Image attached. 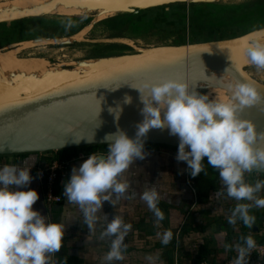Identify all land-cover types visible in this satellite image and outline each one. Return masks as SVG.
Listing matches in <instances>:
<instances>
[{
    "label": "clouds",
    "instance_id": "1",
    "mask_svg": "<svg viewBox=\"0 0 264 264\" xmlns=\"http://www.w3.org/2000/svg\"><path fill=\"white\" fill-rule=\"evenodd\" d=\"M239 54L246 63L264 72V27L241 38ZM188 85L177 79H167L136 88L143 105L140 109L143 120L136 126L135 138L119 128L106 134L103 137L106 153L90 154L79 166L72 168L64 183L63 195L68 204L82 214V223L89 232L95 231L101 219L105 221L99 238H110L104 256L108 264L124 259L125 238L132 225L126 223L120 214L108 220L106 214L99 213L105 201L115 208L121 199L137 198L135 191H129L130 182L125 173L135 159L145 158L142 138L152 128H166L170 135L178 137L175 159L186 162L192 177L201 172L207 175L202 162L207 158L208 165L218 172L221 181V188L213 195L215 199L236 201L229 209L228 224L240 222L251 229L256 223L251 210L264 208V195H261L264 180L249 183L245 179V173L264 168V143H261L264 132H257L251 120L238 115L254 105L264 111V96L254 83L245 79L231 80L228 83L231 94L224 98L215 96L210 99L206 93L189 92ZM131 102L132 98L126 95L124 103ZM117 109L120 114L119 105ZM115 113L118 119L119 114ZM94 139L87 142L93 143ZM30 171L31 166L27 163L22 167L14 164L0 166V264H53L52 256L63 246L66 225L33 209L39 195L35 189L27 187L33 179ZM162 198L154 184H145L139 193V200L157 222L164 219L158 206ZM157 236L162 244L167 245L173 233L169 229L157 233ZM224 248L236 253L231 264H248L250 254L259 253L251 231L242 234L236 243L224 244Z\"/></svg>",
    "mask_w": 264,
    "mask_h": 264
},
{
    "label": "water",
    "instance_id": "2",
    "mask_svg": "<svg viewBox=\"0 0 264 264\" xmlns=\"http://www.w3.org/2000/svg\"><path fill=\"white\" fill-rule=\"evenodd\" d=\"M216 1L219 0H48L46 4L21 9L0 8V23L49 13L63 14L50 11L51 7L82 9L81 13L64 15L98 12L109 16L128 15L131 18L141 11L159 6L210 4ZM253 30L224 39L150 47L113 59L96 58L83 63L88 68L86 70L75 71L59 65L44 70L38 76L22 71L0 75V155L105 146L103 137L117 128L135 138L136 126L143 120L136 116L141 114L140 100L136 97L139 90L136 88L143 87L145 83L177 79L189 84V92L195 90L200 93L196 85L203 83L213 93L207 85L206 76L209 71H215L221 74L225 82L232 78L254 83L264 96V84L246 72L245 67L250 64L239 54L241 38ZM74 38V35L60 39L47 38L45 42L69 44ZM236 63L241 64L238 66ZM126 95L132 98L130 104L124 103ZM118 105L122 109L120 114L118 109L115 110ZM110 108L114 111H109ZM115 111L119 114L118 119ZM81 118L89 120L82 128L83 136L96 131L95 137L101 135L102 138L88 143L77 133L59 129L60 124ZM249 120L255 126L261 121ZM43 138L44 141H37ZM142 139L144 145L171 148H178L179 143L178 137L170 135L166 128H152ZM74 140L80 142L75 143ZM34 141L37 143L29 144ZM252 172L264 174V168ZM55 208H59V205H54Z\"/></svg>",
    "mask_w": 264,
    "mask_h": 264
},
{
    "label": "crops",
    "instance_id": "3",
    "mask_svg": "<svg viewBox=\"0 0 264 264\" xmlns=\"http://www.w3.org/2000/svg\"><path fill=\"white\" fill-rule=\"evenodd\" d=\"M196 6L199 5L173 4L150 8L133 16L131 21L147 25L149 28L169 29L175 32H181L184 27H187L184 40L187 43L194 42L191 36L193 34L195 36L197 30L196 26L191 24L190 17L220 13V10L216 11L212 6L208 7L209 5ZM225 10L227 9L223 11L228 12ZM251 11L252 8L240 12L244 22L236 26L247 31L250 24H247L246 20L250 19ZM228 26V24L203 26L197 41L217 39L207 36L206 33L209 35L213 32L218 33L227 29ZM144 152L146 153L145 158L135 159L125 173L130 182L129 191H135L137 198L121 199L115 208L110 202L105 201L99 213L106 214L108 220L120 214L126 223L132 225V230L125 238L127 248L124 252V259L112 261L111 264H172V253L175 246L178 250L180 264H196L198 259H204L210 264H226L233 260L236 253L226 251L224 244L236 243L242 233L248 234L250 231L256 242L262 239L264 208L251 210V214L256 216V223L251 229L240 222L236 225L228 224L229 209L235 205L236 201L228 198L215 199L213 195L221 188V181L218 172L208 165L206 157L202 162L205 164L207 175L201 172L196 177H192L187 171L186 162H178L175 159L177 151L160 148V151L144 149ZM96 153L103 152L98 150ZM87 157L71 162L67 180L72 168L79 166ZM40 160L41 158L35 154L20 158L0 155V166L14 164L22 167L25 163L30 165V175L33 179L27 187L35 189L39 195L33 209L39 210L42 215L50 216L53 221L66 225L63 246L58 253L52 256L53 264H108L104 256L108 251L110 238H99L105 221L101 219L95 231L89 232L86 225L82 223V214L75 206L68 204L67 198L63 195L64 186L59 191L62 201L56 204L59 208L54 209V205L46 204L34 172ZM187 178L190 179L191 185L187 183ZM245 179L249 183L264 180L252 172L245 173ZM145 184L149 186L154 184L163 197L158 206L164 213V219L159 222L146 205L139 200V193ZM261 195H264V191ZM186 214L187 217L184 219ZM169 229L173 233L171 241H174V245H171V241L167 245L162 244L157 236V233L162 234ZM178 229L179 232H177ZM148 257L152 259L149 260ZM248 264H264V260L249 257Z\"/></svg>",
    "mask_w": 264,
    "mask_h": 264
},
{
    "label": "rangeland",
    "instance_id": "4",
    "mask_svg": "<svg viewBox=\"0 0 264 264\" xmlns=\"http://www.w3.org/2000/svg\"><path fill=\"white\" fill-rule=\"evenodd\" d=\"M26 1L31 0H0V8L14 9ZM11 3H16V5L9 6ZM261 4H264V0H219L210 4L193 3L189 5H209L208 7L212 6L216 11L220 10V13L227 9L225 11H228L226 13L230 15L256 5L261 6ZM259 15H263L262 21L251 24L248 30L264 26V9ZM131 18L128 15L112 14L109 16L98 12H87L81 15L49 13L0 23V53L10 52L7 54L23 61H42L44 70L61 65L67 69L80 71L88 69L86 65L83 66V63L92 59H113L150 47L187 43L184 40L187 27L182 29V34L179 31L149 28L147 25L132 23ZM202 28L204 27L196 25V35L191 36L190 34L194 42H198ZM247 31L236 25L232 27L229 25L225 30L218 33L213 32L214 34L211 35L206 33V35L224 39V37L239 36ZM70 35L76 38L69 44L45 42L47 38L60 39ZM245 70L251 77L264 84V72L258 71L251 64L247 65ZM196 88L200 94L206 93L210 97L214 96L203 83H198Z\"/></svg>",
    "mask_w": 264,
    "mask_h": 264
},
{
    "label": "bare ground",
    "instance_id": "5",
    "mask_svg": "<svg viewBox=\"0 0 264 264\" xmlns=\"http://www.w3.org/2000/svg\"><path fill=\"white\" fill-rule=\"evenodd\" d=\"M47 2L48 0H31L28 2L26 1V3L14 9L32 7L38 4H46ZM14 4L16 5V3H11L9 4V6H14ZM50 11L63 13V14H78V13H81L82 9H76V8L66 9L63 7H51ZM7 53H10V52H7ZM7 53L6 54L0 53V75L5 76L6 74H9V73L22 71L24 73L28 72V74L38 76L44 72L43 63H41L42 61L35 62V60L34 61L18 60L13 55L7 54ZM239 64L241 63H238L237 65L239 66ZM206 77L208 80L207 85L210 88V91H212L217 98H224V97L230 96L231 93H230V90L228 89V83L230 82L229 80H228L229 82H225L223 78L221 77V74L215 71H212V72L209 71ZM227 77H230V76L228 75ZM230 80H233V79L230 78ZM139 96H140V93L136 95L137 98H139ZM139 103L141 104V108H142L143 107L142 103L141 102ZM238 115L248 118V119H257V120L260 119L261 121L259 125L256 126V129H257V132H264V119H263L264 111H262L259 106L254 105L251 107H247L244 109L243 112L238 113ZM136 116L143 118L142 114H138ZM88 123H89V120L85 118L74 119V120H71L68 124H60L59 129L68 131V132L77 133L80 136V138L83 140H92L93 137L96 136V131L91 132L88 136H83L81 133L82 128L86 126ZM45 138H48V137H45ZM100 138H102L101 135H99L98 137H95L94 140H98ZM37 141H44V138L43 140L41 139ZM36 143L37 142L34 141V142H30L29 144H36ZM261 143H264V141H262Z\"/></svg>",
    "mask_w": 264,
    "mask_h": 264
},
{
    "label": "built area",
    "instance_id": "6",
    "mask_svg": "<svg viewBox=\"0 0 264 264\" xmlns=\"http://www.w3.org/2000/svg\"><path fill=\"white\" fill-rule=\"evenodd\" d=\"M152 146L156 145H146L144 146V149L149 150H156L160 151L159 147ZM102 151L103 153H106L107 145L105 146H97L94 150H88L86 148H76L71 149L68 151L67 157H58L53 154L47 153L48 155L47 159L43 164H38L34 168V172L36 175V178L39 181L41 191H42V197L46 204L48 205H56L61 203L62 196L60 194V189L64 186V183L67 181L68 174H69V166L72 161L76 159H82L86 156H89L90 154L97 152L98 150ZM189 171V170H187ZM187 183L191 185L190 179L187 178ZM194 191V189H192ZM187 214L184 216V219H186ZM185 221H183L184 223ZM179 232V229L178 231ZM258 249L257 252H252L249 257H255V258H262L264 259V243L257 242ZM172 264H180L179 263V255L178 250L176 246L173 249L172 253ZM232 260L228 261L226 264H231ZM196 264H210L205 260H201L197 262Z\"/></svg>",
    "mask_w": 264,
    "mask_h": 264
},
{
    "label": "trees",
    "instance_id": "7",
    "mask_svg": "<svg viewBox=\"0 0 264 264\" xmlns=\"http://www.w3.org/2000/svg\"><path fill=\"white\" fill-rule=\"evenodd\" d=\"M264 9V4H261L260 5H256L255 7L252 8V11H251V16H250V19L247 21L246 20V23L247 24H253V23H256L258 21H262V16L263 15H259ZM242 20L241 19V13H238V12H234L232 14H227L226 12H223V13H212V14H205V15H195L194 17H191L190 18V22L191 24H194L195 26H207V27H211V26H218L219 24H223V25H226L229 23H234V25H239V21ZM73 26V25H72ZM146 146V145H144ZM97 146L95 147H87L88 150H91V149H95ZM154 147H159V146H154ZM160 148L162 149H172L174 151H177V148H171V147H165V146H160ZM68 151L69 150H61V151H57V152H46V153H24V154H17V155H12L14 156L15 158H20V157H23V156H26V155H29V154H35V155H38L41 160H40V163L39 164H43L45 162V160L47 159L48 155H46L47 153H50V154H53L55 156H58V157H67L68 156ZM254 174H257L258 177L260 178H264V175L262 174H259V173H255V172H252ZM242 234H246L245 232L242 233ZM171 245H174V241H171ZM259 242H262L264 243V236H262V239L259 240ZM257 259H261V260H264L262 258H257ZM201 260H204V259H198L197 261H201Z\"/></svg>",
    "mask_w": 264,
    "mask_h": 264
}]
</instances>
